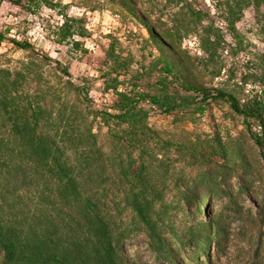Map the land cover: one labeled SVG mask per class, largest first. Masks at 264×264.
<instances>
[{
  "label": "trees",
  "instance_id": "16d2710c",
  "mask_svg": "<svg viewBox=\"0 0 264 264\" xmlns=\"http://www.w3.org/2000/svg\"><path fill=\"white\" fill-rule=\"evenodd\" d=\"M2 1L22 5V0ZM136 3L113 0L132 17H138ZM166 3L178 10L172 21L189 28L206 55L199 61L202 69L219 76L215 58L221 28L212 21L202 28L206 12L190 0ZM223 5L225 30L233 37L237 36L235 24L248 7L254 9L258 33L264 36V0H224ZM137 19L158 51L159 78L142 87L124 86L119 77L127 73L130 63L112 43L105 52L108 67L101 76L104 90L116 95L110 107L90 106L88 87L71 81L68 69L59 62L54 69L60 81L51 83L36 64L51 60L43 52L36 50L35 59L19 67L0 66L1 264H130L124 251L130 230L113 214L126 209L144 225L152 245L166 258L173 259L172 243L179 241L189 247L188 259L193 260L212 239L201 231L206 229L203 223L197 233L191 227L181 235L167 219L160 189L174 173L170 156L183 162L178 184L195 199H199L196 192L208 201L218 196V186L202 182L213 180V170L207 166L216 158L223 163L222 169H230L228 163L233 162V173L241 168L250 175L247 156L240 152L239 158H232L217 134L210 138L183 130L185 135L177 140L149 125V110L173 115L172 122L179 125L182 118L194 123L210 105L222 101L243 117V126L263 150L264 99L256 91L239 104L232 92L198 83L187 62L190 58L184 57L176 42L178 34L173 38L167 31L161 39L143 18ZM61 27L64 38L76 33L69 20ZM4 40L5 32L0 31V44ZM13 43L19 49L34 50L29 43ZM251 120L260 131H252ZM200 149H210L209 154L198 155ZM136 151L148 155L149 162L137 164ZM248 189L243 182L242 192ZM253 221L264 222L258 214ZM209 224L215 235L221 232L215 217Z\"/></svg>",
  "mask_w": 264,
  "mask_h": 264
},
{
  "label": "rangeland",
  "instance_id": "374dc122",
  "mask_svg": "<svg viewBox=\"0 0 264 264\" xmlns=\"http://www.w3.org/2000/svg\"><path fill=\"white\" fill-rule=\"evenodd\" d=\"M190 1L195 8L206 12L207 18L200 23L202 28L209 21L221 28L222 41L215 58L219 76L202 69L199 61L206 55L198 48L196 37L189 28L180 27L172 21L176 19L177 8L167 4L166 0H136L135 14L143 18L161 39L167 31L173 34V38L178 34L176 42L184 57L190 58L187 62L192 66L198 83L232 92L239 104L256 91L264 99V36L258 33L254 9L248 7L243 10L240 21L235 24L237 36L233 37L225 30L224 0ZM262 13L263 9L260 15ZM138 17L123 12L113 4V0H22L21 6L0 0V31L5 32V40L0 44V66L19 67L23 62L35 59L36 50L43 52L51 60L36 64L41 66L40 70L45 72L51 83L60 81L54 69L55 62H59L68 69L71 81L88 87L90 106L95 109L110 107L116 95L112 90H104L101 76L108 67L105 52L112 43L116 52L130 63L127 73L119 77L124 86L138 84L142 87L148 82L153 84L159 78L162 64L158 62V51ZM66 20H69L71 31L75 30L76 33L64 38L62 34L65 29L62 30L61 26ZM14 40L29 43L34 50L19 49ZM76 41L78 45H75ZM67 79L62 76V80ZM124 86L120 85L119 89L122 90ZM172 119L173 115L162 114L156 109L149 110V125L174 135L177 140L185 135L183 130L210 138L217 134L232 158H239L240 152L247 156L251 173L245 175L241 168L233 173V162L228 163L230 169H222L220 166L223 163L216 158L212 165L207 166L213 170V180L202 182L218 186V196L208 201L196 192L199 199H195L190 193L186 195L185 187L178 184L184 169L183 162L170 156L169 163L174 173L160 189L167 219L181 235L191 227L197 233L198 225L203 223L206 229L202 228L201 231L204 230L212 240L207 243L204 253L197 258L194 256L193 260L188 259L189 247L179 241L173 242V259L166 258L152 245L144 225L134 213L128 209L121 213L113 211L117 221L130 230L124 242L127 262L264 264V222L253 221L257 214L264 221V149L254 144L243 126V117L235 114L222 101L210 105L205 115L194 123L182 118L180 124L175 125ZM250 125L252 131H260L253 120ZM209 150L200 149L197 154L207 156ZM134 156L137 164L150 160L140 151H136ZM238 162L242 160L238 159ZM153 180L156 181L157 177ZM243 182H247V192L241 190ZM211 217L220 222L222 230L218 235L209 224ZM1 260L0 253V264Z\"/></svg>",
  "mask_w": 264,
  "mask_h": 264
}]
</instances>
